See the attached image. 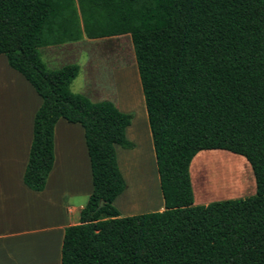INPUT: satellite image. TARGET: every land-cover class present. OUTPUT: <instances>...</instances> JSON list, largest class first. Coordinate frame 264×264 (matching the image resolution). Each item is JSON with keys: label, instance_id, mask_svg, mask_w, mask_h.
Masks as SVG:
<instances>
[{"label": "trees", "instance_id": "1", "mask_svg": "<svg viewBox=\"0 0 264 264\" xmlns=\"http://www.w3.org/2000/svg\"><path fill=\"white\" fill-rule=\"evenodd\" d=\"M128 34L152 134L162 210L121 215L115 145L132 113L74 92L78 63L50 68L41 47ZM0 54L42 98L23 180L45 188L59 118L85 130L92 192L65 227L60 264H264V0H0ZM250 163L256 193L196 204L203 150ZM103 204L99 206L100 201Z\"/></svg>", "mask_w": 264, "mask_h": 264}, {"label": "crops", "instance_id": "2", "mask_svg": "<svg viewBox=\"0 0 264 264\" xmlns=\"http://www.w3.org/2000/svg\"><path fill=\"white\" fill-rule=\"evenodd\" d=\"M26 82L28 98L23 119L16 120L9 98L0 104V249L7 253L0 255V264H60L64 229L79 222L80 211L92 192L85 130L80 123L59 118L54 129L55 159L46 186L41 191L28 187L23 175L33 138L34 116L42 98L27 80ZM132 91L134 94L130 91L129 94H122L119 100H112L121 111L132 115L136 113L126 128V136L134 146L124 148L115 145L118 165L126 183L128 178L132 181L126 164L132 155L142 153L154 161V167L156 166L142 89ZM78 178L79 190L73 182ZM157 180L159 182V175ZM129 186L126 187L127 191ZM129 192L127 196L130 195ZM158 203L156 204L159 205ZM154 205L148 204L146 208L143 206L137 212H144L147 208L162 210L164 200L158 208H153ZM134 213L135 211H131L127 214ZM11 246L14 247L11 249Z\"/></svg>", "mask_w": 264, "mask_h": 264}, {"label": "rangeland", "instance_id": "3", "mask_svg": "<svg viewBox=\"0 0 264 264\" xmlns=\"http://www.w3.org/2000/svg\"><path fill=\"white\" fill-rule=\"evenodd\" d=\"M41 50L43 60L50 68H58L65 63H78L80 70L71 83V89L87 95L92 101H117L122 94H129L130 91L134 94L132 89H141L133 43L128 34L97 39L84 37L77 42L41 47ZM27 85L25 78L9 66L6 56L0 54V104L9 98L8 102L18 121L25 116ZM154 163L142 153L132 155L126 161L127 172L132 178V181L129 178L127 180L130 195L127 196L128 191L125 189L114 200L121 215H130L127 213L131 211H135L134 214L141 213L137 211L152 203L154 205L159 202L153 208L160 206L163 196ZM190 172L196 204L247 197L256 193V179L250 163L244 156L227 150L200 151L191 162ZM73 182L79 190V178ZM82 197L85 198L84 195ZM149 210L152 209H144V212ZM0 253L2 256L7 254L2 249Z\"/></svg>", "mask_w": 264, "mask_h": 264}, {"label": "water", "instance_id": "4", "mask_svg": "<svg viewBox=\"0 0 264 264\" xmlns=\"http://www.w3.org/2000/svg\"><path fill=\"white\" fill-rule=\"evenodd\" d=\"M103 204V201L101 200L100 203H99V206H101Z\"/></svg>", "mask_w": 264, "mask_h": 264}, {"label": "bare ground", "instance_id": "5", "mask_svg": "<svg viewBox=\"0 0 264 264\" xmlns=\"http://www.w3.org/2000/svg\"><path fill=\"white\" fill-rule=\"evenodd\" d=\"M138 165V164H137ZM130 166H131V162H130ZM139 173V172H138ZM148 181H149V178H148ZM150 186H151V180H150Z\"/></svg>", "mask_w": 264, "mask_h": 264}]
</instances>
